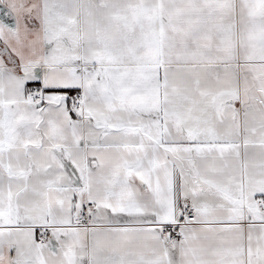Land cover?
Returning <instances> with one entry per match:
<instances>
[{
    "label": "snow or ice",
    "instance_id": "snow-or-ice-1",
    "mask_svg": "<svg viewBox=\"0 0 264 264\" xmlns=\"http://www.w3.org/2000/svg\"><path fill=\"white\" fill-rule=\"evenodd\" d=\"M0 264H264V0H0Z\"/></svg>",
    "mask_w": 264,
    "mask_h": 264
}]
</instances>
